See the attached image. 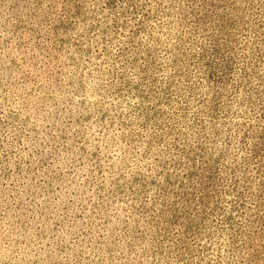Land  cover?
I'll list each match as a JSON object with an SVG mask.
<instances>
[{"label": "rangeland", "instance_id": "obj_1", "mask_svg": "<svg viewBox=\"0 0 264 264\" xmlns=\"http://www.w3.org/2000/svg\"><path fill=\"white\" fill-rule=\"evenodd\" d=\"M0 264H264V0H0Z\"/></svg>", "mask_w": 264, "mask_h": 264}]
</instances>
